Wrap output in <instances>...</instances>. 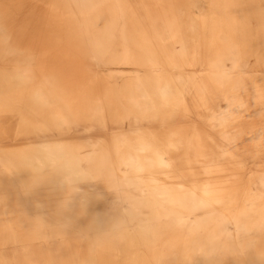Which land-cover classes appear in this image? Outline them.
Listing matches in <instances>:
<instances>
[{
  "label": "rangeland",
  "instance_id": "rangeland-1",
  "mask_svg": "<svg viewBox=\"0 0 264 264\" xmlns=\"http://www.w3.org/2000/svg\"><path fill=\"white\" fill-rule=\"evenodd\" d=\"M0 264H264V0H0Z\"/></svg>",
  "mask_w": 264,
  "mask_h": 264
},
{
  "label": "bare ground",
  "instance_id": "bare-ground-1",
  "mask_svg": "<svg viewBox=\"0 0 264 264\" xmlns=\"http://www.w3.org/2000/svg\"><path fill=\"white\" fill-rule=\"evenodd\" d=\"M227 143H228V142H227ZM231 224H232V223H231ZM226 231H227V230H226ZM226 231H225V232H226ZM230 231H231V230H230ZM210 256H211V255H210ZM210 260H211V259H210Z\"/></svg>",
  "mask_w": 264,
  "mask_h": 264
}]
</instances>
